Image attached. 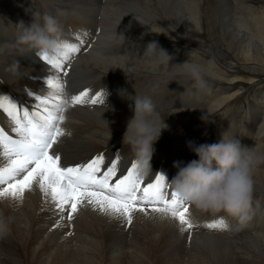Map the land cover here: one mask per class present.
<instances>
[{"label": "bare ground", "instance_id": "1", "mask_svg": "<svg viewBox=\"0 0 264 264\" xmlns=\"http://www.w3.org/2000/svg\"><path fill=\"white\" fill-rule=\"evenodd\" d=\"M34 13L55 16L63 40L81 35V51L65 68L67 93L102 98L67 110L63 163L103 153L107 167L120 154L117 177L126 174L136 161L122 142L133 97L147 96L167 127L143 180L163 175L170 183L174 162L198 159L189 142L217 143L225 134L254 156L252 205L243 223L190 205L199 226L183 233L172 219L138 213L129 225L90 207L57 227L55 206L34 187L22 203L0 200V213L11 218L0 264H169V257L177 258L172 264H264V0H0V96L31 103L48 94L54 74L19 42ZM187 60L206 67L210 92L182 74L177 64ZM219 218L227 230L203 227Z\"/></svg>", "mask_w": 264, "mask_h": 264}, {"label": "snow or ice", "instance_id": "2", "mask_svg": "<svg viewBox=\"0 0 264 264\" xmlns=\"http://www.w3.org/2000/svg\"><path fill=\"white\" fill-rule=\"evenodd\" d=\"M75 39L77 42H61L63 51L59 56H41L54 74L47 81L48 94L35 97V110L0 96V110L6 113L16 134L13 138L0 128V158L4 161L0 164V200L9 198L22 203L25 193L38 187L45 202L56 208L57 227L65 220L73 221L81 208L90 207L129 225L136 214L143 213L172 219L182 233L191 232L199 225L190 218L189 204L174 192L169 194V184L163 175H156L145 184L137 161H133L127 173L117 177L120 154L107 167L103 153L75 165L62 162L58 146L65 135H70L63 127L67 110L102 102L100 95L86 90L67 93L65 68L83 44L80 34ZM203 227L227 230L229 226L219 218L205 222Z\"/></svg>", "mask_w": 264, "mask_h": 264}, {"label": "clouds", "instance_id": "3", "mask_svg": "<svg viewBox=\"0 0 264 264\" xmlns=\"http://www.w3.org/2000/svg\"><path fill=\"white\" fill-rule=\"evenodd\" d=\"M62 41L58 19L47 13H34L33 21L24 26L19 37V42L39 57L59 56L63 51ZM177 66L197 90L211 91L204 65L187 60ZM133 99V115L127 123L122 142L131 148L138 172L146 175L151 172L153 145L167 125L150 97L135 95ZM189 148L198 159L187 163L174 162L177 174L169 183L171 191L201 212L222 213L224 217L236 218L241 223L246 221L253 196L254 156L250 149L235 138L225 139V134L217 143L196 145L189 142ZM10 221V217L0 213V238L10 232Z\"/></svg>", "mask_w": 264, "mask_h": 264}, {"label": "rangeland", "instance_id": "4", "mask_svg": "<svg viewBox=\"0 0 264 264\" xmlns=\"http://www.w3.org/2000/svg\"><path fill=\"white\" fill-rule=\"evenodd\" d=\"M98 30L100 31V29H98ZM236 89H237V88H236ZM236 89H235V90H236ZM235 90H234V91H235ZM231 93H233V91H232ZM196 214H198V213H196ZM261 227H262V232H264V230H263V229H264V219H263V222L261 223ZM162 247H164V246H162ZM165 247L168 248V246H165ZM127 250H131V249H127ZM168 259H169L168 262H170V260H171V262H170L169 264H172V263H175V261H176L175 259H177V258L169 257ZM168 259H166V260H168ZM172 261H173V262H172ZM167 264H168V263H167ZM184 264H187V263L185 262Z\"/></svg>", "mask_w": 264, "mask_h": 264}]
</instances>
